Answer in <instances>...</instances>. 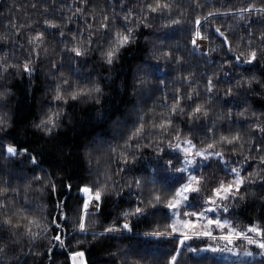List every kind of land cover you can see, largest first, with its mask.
Listing matches in <instances>:
<instances>
[{
    "label": "snow or ice",
    "instance_id": "obj_1",
    "mask_svg": "<svg viewBox=\"0 0 264 264\" xmlns=\"http://www.w3.org/2000/svg\"><path fill=\"white\" fill-rule=\"evenodd\" d=\"M132 2L110 0L107 9L111 12L102 9L97 15L92 0H73L71 4L60 0L59 10H56L55 0L51 5L47 0H36L30 7L35 12L38 4L44 6L39 12L45 17L42 24L39 19H31L25 11L27 18L23 22L10 17L0 33V177H7L0 178V264H28L29 258L33 264H41L45 258L48 264H54L55 247L50 246L42 253L37 244L41 239L58 245L61 255L66 253L65 264H89L86 251L78 247L81 242L76 240L77 247L73 249L67 243L69 239L91 235L93 241L99 243L123 239L125 233L130 234L129 240L133 236L137 239L135 246L130 245L128 250L110 253L118 255L121 264H143V253L152 248L167 249L161 252L164 260H154L153 264H190L193 259L196 264H218L215 258L224 254L237 257L235 264H246L241 258L256 256L260 257L258 264H264V226L252 221L238 226L234 219L228 218L241 202L250 198L255 200L257 190H264V107L257 110L249 101V94L264 97V73L260 76H241L235 80L234 86L224 92L225 100L234 95L240 96L242 103L238 105L240 110L236 113V121H233V110L229 107L226 116L217 117L219 124L213 121L212 126H208L206 122L211 116L212 104L220 99L214 94L220 80V76L215 74L207 76L205 102H199V88L192 87L196 74L189 73L177 77L179 82L188 85L186 95L177 87L171 96V103L165 92L158 104L154 102V107H146L145 102L159 91L149 77L160 70L161 61L170 65L174 59L177 67L184 64L182 56L173 57V52L179 51V45L157 49L154 44L155 51L150 55L156 62L141 61L142 66L136 68L132 83L134 102L112 119L102 100V82H110L112 78L102 81L99 76L93 78L91 72L84 73L82 69L86 63L82 64L81 60L89 53H98L99 61L114 71L123 52L138 41L137 33L141 29H151L152 21L157 19L165 21L162 25L165 29L175 28L186 22L182 17L188 14L178 7L179 0H137L136 5L129 7ZM116 4L120 5L119 11L115 8ZM12 7L17 12L21 11L19 5ZM203 7L206 4L200 0H189L187 5L191 11ZM50 8L54 11L49 12ZM65 8L74 9L71 16L65 17ZM174 10L179 12L177 18H173ZM57 11V19L48 18L55 17ZM254 13L257 15L255 21L251 18L245 21L246 14L251 17ZM221 16H235L245 21L247 41L242 36L234 48L230 39V34L234 33H230L229 29L222 30V26L213 28L211 21ZM74 17H82L83 24H79L78 20L79 26L73 31L68 24ZM261 17H264V4L257 7L254 3L226 11H208L206 15L198 13L186 29L190 33V51H199L203 56L221 51L223 58L218 71H222L224 77L230 75L228 67L235 68L236 64L253 67L260 64L264 68L261 64L264 61V31L257 34L252 30L253 23L264 27V18ZM61 24H64L63 28ZM206 24L209 25L207 29L204 27ZM68 31L72 32L70 38ZM46 34L63 45L58 53L59 63L55 59L56 50L50 52L45 44ZM21 38L25 43L19 42ZM216 38H219V49L211 47L206 51L204 42L211 43ZM163 42L162 39L161 44ZM242 44L244 51H240ZM42 59L49 66L46 80L50 83L46 95L50 96V101L47 110L40 112L31 126L46 141L55 138L66 117L71 119L68 112L70 103L93 102L100 105L96 119L101 123L111 120L110 141L92 139L82 145L88 175L75 181L76 207L72 210L71 232L68 231L67 208L73 183L64 185L67 195L64 200H57L56 215L47 213L43 197L47 195L50 200L53 195H59L57 181L44 168L35 149L30 150L28 145H21L9 135L15 123V114L10 107L14 94L7 83L8 77L14 73L28 77L31 83ZM65 59L67 72L62 70L66 66ZM227 82L233 84L232 80ZM160 85L167 87L165 80H160ZM156 107L161 111L157 112ZM177 117L181 120L178 121ZM224 120L229 122L227 130L224 129ZM233 123L238 124L235 131L231 129ZM182 124L187 125V134ZM201 133H204L205 139L197 143ZM101 143L106 147L102 148ZM56 147L62 149L61 145ZM149 149L153 162L148 167L152 173L145 172L146 178L134 177L124 182L121 174L134 171L132 166L143 159V153ZM93 153L97 154L95 162ZM26 173H30V177ZM114 176L121 179H113ZM157 177H169L172 182L158 187ZM13 180L22 182V202L21 188L14 186ZM120 183H124L129 195L134 197L119 213L122 222L118 218L100 232L91 230L88 217L102 213L107 196L115 193L117 202L123 199V189L117 187ZM133 185L135 193L132 192ZM146 185L152 186L148 199L143 196ZM33 197H38L41 203L37 204ZM259 199L264 208V196ZM150 218L154 219L150 222ZM101 223L99 220L91 221L92 226ZM141 224L146 229L143 232L138 231ZM49 232L54 234L49 237ZM25 241L27 252L24 251Z\"/></svg>",
    "mask_w": 264,
    "mask_h": 264
},
{
    "label": "trees",
    "instance_id": "obj_2",
    "mask_svg": "<svg viewBox=\"0 0 264 264\" xmlns=\"http://www.w3.org/2000/svg\"><path fill=\"white\" fill-rule=\"evenodd\" d=\"M36 2V0H0V33L3 32L4 26L8 23V19L18 18L23 22L27 17L25 16V11L29 14L31 19H39L41 24L45 17L40 16L39 12L43 9V5L38 4L37 10L33 12L30 5ZM56 10L61 8L60 0H55ZM66 3L71 4L73 0H65ZM110 0H92V5L95 6L96 13L99 15L102 9H105L111 12V9H107V4ZM202 4H206V7L202 9H197L196 11H191L187 8L189 0H179L178 7L184 10L187 15L182 17L185 23L182 25L176 26L175 28L165 29L162 25L165 21L162 20H153L151 29H141L138 33V41L130 45L126 51L123 52L122 58L116 63L114 71H110L107 65L102 64L99 61L98 53H89L87 57L81 60V63H86V67L82 69L84 73L91 72L93 78L99 76L102 81H107L111 77V81L107 83L102 82V87L104 90V95L102 97L103 107L105 110L109 111L112 115V119H115L116 116L122 112L130 102H134L132 98V83L133 77L136 71L137 66H142L141 61H148L150 63H155L156 60L153 56L150 55L151 52L155 51L153 45L157 46V49L164 48L167 49L170 45L175 46L179 45V51L173 52V57L182 56L184 59V64L182 67H177L175 60L170 65H166L163 61L160 63V70L155 72L153 76L149 77L153 86L156 89H159L152 97L151 100H147L146 107H154L155 104H158L159 99L163 97L165 92L168 93L169 103H171V96L175 92L177 87H180L182 92L187 93L188 85L177 80L178 76L188 75L189 73H195L196 75L193 78L192 87L199 88L200 97L199 102H205L207 95L204 92V85L207 80L208 75H218L220 76L219 83L216 84L215 95H219L220 99L215 101L211 107V116L206 122L208 126H212L213 121L217 124L220 121L217 120L219 116H226L228 108L231 107L233 110L232 119L233 121L237 120L236 113L240 110L238 105L242 103L239 95H234L231 98L225 100L224 92L228 87L234 86L235 80L241 76L255 74L260 76L261 73H264V68L260 67V64H257L255 67L244 64H236L235 68L231 66L228 67L230 75L228 77L223 76L222 71H218L220 68V60L223 58V53L217 51L215 53L209 52L207 56H203L199 51L192 53L190 51V33L186 30L190 27L191 21L194 20L195 16L199 13L201 15H206L208 11H226L232 8H241L246 7L247 3H254L257 7H260L264 4V0H200ZM47 3L51 5L53 0H47ZM137 4V0H133L132 4H129V7H133ZM13 5H19L21 11L17 12ZM115 8L119 11L120 5L116 4ZM91 9V6H90ZM53 9H49V12H53ZM74 9H64L65 17L71 16ZM179 12H173V18H177ZM59 17V12H56V16H49V19H57ZM255 21L257 15L254 13L251 17L247 14L245 15V21L248 19ZM264 18V17H261ZM83 24V18L74 17L72 22L68 24V28L75 30L79 25ZM245 21L238 20L237 17H225L221 16L218 19L211 21L212 27L222 26V30L229 29L230 39L233 42V47L235 48L237 41L243 36L244 40L247 41L248 37L244 32ZM231 26V28H229ZM64 27V24H61V28ZM205 29L209 25L204 26ZM252 30L256 31L257 34L260 31H264L258 23H253ZM72 32L68 31L67 35L70 38ZM145 37H148L146 40ZM163 39V44L161 40ZM20 43H25L24 39L21 38ZM45 44L49 48L50 52L52 49L56 50L55 59L59 63V49L63 47L62 44H59L57 40L46 34ZM27 46V45H26ZM255 46V42L254 45ZM211 47H217L219 49V38H216L211 43L207 41L206 51ZM245 46L242 44L240 51H244ZM65 68L63 71L67 72V60L65 59ZM235 63V61H233ZM261 64H264V61H261ZM73 66H75V61H73ZM49 72L48 62L42 59L41 64L36 69L35 79L29 83L28 77H20L14 73L8 77L7 83L12 87L13 91V100L10 107L12 108L15 114V123L12 128L9 130V135L18 141L21 145H28L30 150L35 149L39 153V159L43 164L44 168L52 173L53 178L57 181V191L58 196L53 195L49 200V197L46 195L43 197V201L47 204V213H50L52 216L56 215V202L57 200H64L67 195V190L64 187L65 184L71 182L73 183L72 195L68 197V214H69V224L68 231L71 232V220L73 216L72 210L76 207L75 194L76 187L75 181L80 177L88 175L87 164L84 161L83 157V147L82 145L89 140L97 139L100 141L111 139L110 125L111 120H105L104 122H99L96 119V111L100 108V105H97L93 102L79 101L74 104L70 103L68 108L69 116L65 118L64 126L59 129L58 134L53 140L46 141L41 134L37 133L35 129L32 128V121L40 114L42 111L47 110V105L50 101V96L46 95L48 90V84L50 81L46 80V74ZM160 80H165L167 83L166 88H162L160 85ZM232 80L233 84L230 85L227 81ZM242 91V90H240ZM250 105L255 109L259 110L264 107V97H257L252 94H249ZM155 102V104H154ZM187 103V101H185ZM156 111L159 112L161 109L156 107ZM177 120L180 121L181 118L177 117ZM224 129L229 128V122L227 120L223 121ZM187 134V125L182 124ZM238 127L237 123L231 125V129L235 131ZM246 131V129H245ZM205 139L204 133H201L197 137V143ZM57 145H61L62 149L57 148ZM200 146H203L202 144ZM101 147H106L101 143ZM69 150H71V155H69ZM96 153H93V161L95 162ZM144 158L137 162L134 166V171L127 174H121L123 176L124 182H127L134 177L146 178L144 173H152V169L148 167L152 163V154L151 149L143 153ZM112 168L115 169V165H112ZM251 171V169H249ZM26 176L30 177V173H26ZM6 179L7 177H0ZM113 179L120 180V176H114ZM160 184L165 182L171 183V178L169 177H157ZM14 186H20L21 188V202L23 201V187L22 182L18 180L12 181ZM117 187L123 189V199L118 201L117 195L112 193L107 196L102 205L101 214H93L88 217L91 230L100 232L105 226L111 223L118 218L122 222V218L119 217L121 213L128 206V201L134 199V197L129 195L128 189L124 187V183H120ZM152 190L151 185H146L143 188V196L145 199L149 198V194ZM132 192H136L135 185L132 187ZM167 195V192H165ZM260 196H264V190H257V197L255 200L248 199L247 201L241 202L234 210L229 219H234L238 226H245L250 221L258 222L261 226H264V208L261 207L262 201L259 199ZM37 204H40L41 201L38 197H33ZM43 207V205H41ZM154 218H150V222ZM99 220L103 223L97 224L95 226L91 225V221ZM145 227L141 224L138 228V231H145ZM54 233L49 232L48 236L51 237ZM130 234L125 233L123 239L115 240H104L99 243L94 242L91 235L87 236H73L67 241L68 245L73 249L77 247L76 240H79L81 243L78 246L80 249L86 251V258L89 261V264H112V261H115V264H121L120 257L110 255V253H116L118 250L124 251L128 250L129 246H135L136 237H132L131 240L128 239ZM39 251L46 252L50 246H54L56 249L55 255L53 257L54 264H65V256L61 255V249L58 245L50 244L48 239H41L37 242ZM24 251H28L27 241L24 242ZM167 251L165 248L159 250L152 248L146 250L143 254L145 259L143 264H153L154 260H164V257L161 255V252ZM201 255H211L209 253H202ZM40 260V258H37ZM218 261V264H235L236 260L224 259L221 257L215 258ZM260 260L259 256H256L252 259H245L244 261L250 262V264H258ZM28 264H33L31 258L28 260ZM41 264H48L47 259H42ZM190 264H196L195 259H193Z\"/></svg>",
    "mask_w": 264,
    "mask_h": 264
},
{
    "label": "rangeland",
    "instance_id": "obj_3",
    "mask_svg": "<svg viewBox=\"0 0 264 264\" xmlns=\"http://www.w3.org/2000/svg\"><path fill=\"white\" fill-rule=\"evenodd\" d=\"M204 46H205V50H206L207 41L204 42ZM218 257H221V258H224V259H229V260H237V257L231 256L229 254H224V255H221V256H218ZM252 258H254V257H244V258H241V259L245 260V259H252Z\"/></svg>",
    "mask_w": 264,
    "mask_h": 264
}]
</instances>
